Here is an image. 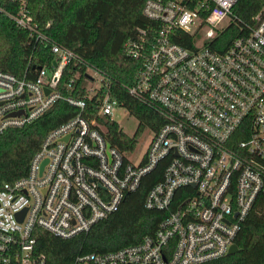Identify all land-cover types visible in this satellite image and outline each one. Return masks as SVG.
Wrapping results in <instances>:
<instances>
[{"label":"built area","instance_id":"1","mask_svg":"<svg viewBox=\"0 0 264 264\" xmlns=\"http://www.w3.org/2000/svg\"><path fill=\"white\" fill-rule=\"evenodd\" d=\"M33 1L0 0V17L26 32L27 45L47 48L52 63L32 68L31 78L0 70V133L58 99L77 112L46 132L25 175L2 184L0 264H55L36 250L35 228L60 238L87 232L153 171L159 179L143 207L166 212L154 231L69 264H208L226 255L264 199V7L248 25L232 16L236 0H143L150 23L122 45L138 67L121 89L162 123L151 129L134 117V143L119 151L106 140L104 123L114 121L115 109H127L110 92V80L89 65L63 83L68 88L79 77L76 94L56 90L62 67L82 60L37 24ZM144 129L151 137L132 163L127 154Z\"/></svg>","mask_w":264,"mask_h":264},{"label":"trees","instance_id":"2","mask_svg":"<svg viewBox=\"0 0 264 264\" xmlns=\"http://www.w3.org/2000/svg\"><path fill=\"white\" fill-rule=\"evenodd\" d=\"M143 0H35L31 4L34 20L57 44L73 50L82 60L62 67L56 90L62 95L76 94L82 85L78 77L70 87L64 81L89 65L110 81L109 90L139 125L156 129L161 123L153 108L127 95L121 83L137 69L135 61L122 52L123 43L135 36L137 26L150 22L141 14ZM264 7V0H236L232 16L248 25ZM49 23L45 28V24ZM25 31L0 17V70L18 77L33 76V69L51 66L52 54L36 43L26 44ZM96 98L88 101L91 109ZM77 109L58 99L32 121L0 133V188L25 175L28 163L48 130L75 115ZM102 122V119H97ZM105 137L119 151L132 147L134 139L127 136L115 121H105ZM159 179V172L145 175L139 187L126 194L117 209L93 224L87 232L60 238L39 228L33 231L35 247L49 262L69 264L76 256L104 253L135 244L151 234L166 212L143 207L149 187ZM234 243L238 250L208 264H264V199L260 198L241 224Z\"/></svg>","mask_w":264,"mask_h":264},{"label":"rangeland","instance_id":"3","mask_svg":"<svg viewBox=\"0 0 264 264\" xmlns=\"http://www.w3.org/2000/svg\"><path fill=\"white\" fill-rule=\"evenodd\" d=\"M111 117L127 136L134 137L136 135L137 120L134 117L128 115L124 109H115ZM150 137L151 134L146 129H144L137 136L135 148L132 152L127 154V158L132 163H136L139 160L140 156L146 148Z\"/></svg>","mask_w":264,"mask_h":264},{"label":"water","instance_id":"4","mask_svg":"<svg viewBox=\"0 0 264 264\" xmlns=\"http://www.w3.org/2000/svg\"><path fill=\"white\" fill-rule=\"evenodd\" d=\"M44 92L45 93L48 92V89L44 88ZM13 114H18V112L11 113V115H13ZM17 218H19V220H20L21 215L20 214L19 215L17 214ZM237 250H238L237 246L235 244H232L229 247L228 251L226 252V255H230V254L236 253Z\"/></svg>","mask_w":264,"mask_h":264}]
</instances>
